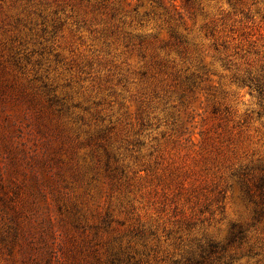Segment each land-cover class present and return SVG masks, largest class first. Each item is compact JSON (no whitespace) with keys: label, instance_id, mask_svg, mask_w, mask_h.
I'll list each match as a JSON object with an SVG mask.
<instances>
[{"label":"rangeland","instance_id":"374dc122","mask_svg":"<svg viewBox=\"0 0 264 264\" xmlns=\"http://www.w3.org/2000/svg\"><path fill=\"white\" fill-rule=\"evenodd\" d=\"M0 264H264V0H0Z\"/></svg>","mask_w":264,"mask_h":264}]
</instances>
